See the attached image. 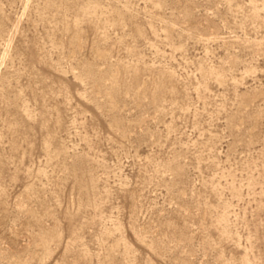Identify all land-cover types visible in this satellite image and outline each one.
Wrapping results in <instances>:
<instances>
[{
  "label": "rangeland",
  "instance_id": "rangeland-1",
  "mask_svg": "<svg viewBox=\"0 0 264 264\" xmlns=\"http://www.w3.org/2000/svg\"><path fill=\"white\" fill-rule=\"evenodd\" d=\"M0 264H264V0H0Z\"/></svg>",
  "mask_w": 264,
  "mask_h": 264
}]
</instances>
